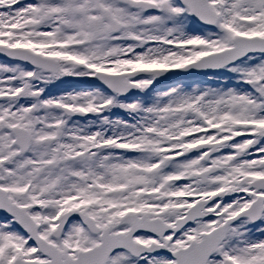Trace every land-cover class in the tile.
Returning a JSON list of instances; mask_svg holds the SVG:
<instances>
[{
	"label": "snow or ice",
	"instance_id": "1",
	"mask_svg": "<svg viewBox=\"0 0 264 264\" xmlns=\"http://www.w3.org/2000/svg\"><path fill=\"white\" fill-rule=\"evenodd\" d=\"M0 264H264V0H0Z\"/></svg>",
	"mask_w": 264,
	"mask_h": 264
}]
</instances>
